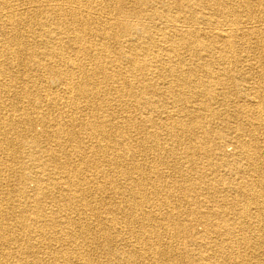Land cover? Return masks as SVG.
<instances>
[{
  "label": "bare ground",
  "instance_id": "6f19581e",
  "mask_svg": "<svg viewBox=\"0 0 264 264\" xmlns=\"http://www.w3.org/2000/svg\"><path fill=\"white\" fill-rule=\"evenodd\" d=\"M247 1L0 0V94L11 95L0 97V168L19 174L17 203L0 204V264H93L98 251L108 264H264V94L250 114L235 101L236 126L212 109L237 82L246 33L264 52V29L242 23ZM17 66L24 81L13 79ZM206 117H226L224 134ZM229 134L227 152L218 141ZM213 154L221 158L209 171L197 165ZM123 196L124 207L105 204Z\"/></svg>",
  "mask_w": 264,
  "mask_h": 264
},
{
  "label": "rangeland",
  "instance_id": "374dc122",
  "mask_svg": "<svg viewBox=\"0 0 264 264\" xmlns=\"http://www.w3.org/2000/svg\"><path fill=\"white\" fill-rule=\"evenodd\" d=\"M109 1V0H108ZM245 1H247V0H245ZM254 3H256V4H254ZM258 5V6H257ZM260 5V6H259ZM29 7V5H26V6H24V8L26 7L27 9H28V7ZM256 6V7H255ZM110 7H112V9L114 8V6H110ZM248 7V8H247ZM252 7H253V9H252ZM259 7V8H258ZM264 0H248L247 1V5H245V8H243V10H242V14H241V20H242V23H243V25L245 26V27H248V28H257V29H264ZM247 11H246V10ZM249 9V10H248ZM260 12V13H259ZM259 15V16H258ZM255 18H254V17ZM261 16V17H260ZM259 17H260V19H259ZM221 19V18H220ZM251 19H253V20H251ZM260 20V21H259ZM262 24V25H261ZM255 25V26H254ZM203 27H205L204 25H203ZM247 34H249V33H246V35H245V37H244V39H243V41H242V46H241V55H242V57H243V62H242V64H241V66H239V67H237V69L235 70V74L238 76L237 78V82H235L234 80H232V81H229V84H228V88H227V93L229 92V98H223V97H220L217 101H214V104H212V109L215 107V109L218 111V112H223V113H225L226 112V114L224 115V116H227V118L229 119V124L228 125H230V127H232V126H236V121L233 119V118H230V117H232L233 116V114H234V112H235V109H236V107H235V101L236 100H239V98H240V96H241V100H242V102H240V104L243 106V110H242V112L243 113H245V114H250L251 113V106L248 104L249 103V101H254V100H256V101H259L260 99L258 98V96L260 95L257 91H258V89L261 91V92H263V94H264V75H262V74H264L263 72H264V52L263 51H261L260 49H256L257 47H255L256 45H257V43H258V38H255V35H247ZM251 38V39H250ZM92 40L93 41H95V39H94V37H92ZM245 40H246V42H245ZM250 40H251V43H250ZM256 43V44H255ZM259 44V43H258ZM64 46H66L65 48H66V50L67 51H69V50H71V46L72 45H70L69 44V42H64V44H63ZM251 45V46H250ZM247 47V48H246ZM252 47V48H251ZM246 48V49H245ZM254 48V49H253ZM253 49V50H252ZM255 50V51H254ZM185 50H182V52H184ZM72 52H68V54H71ZM252 53V54H251ZM184 54L186 55V52H184ZM247 55V56H246ZM260 55V56H259ZM260 59V60H259ZM191 61V60H190ZM261 61H262V63H261ZM260 64V65H259ZM257 67H259V68H257ZM260 67H261V70H260ZM235 69V68H234ZM234 69H233V71H234ZM22 71L21 73H16L15 71ZM24 70H23V68H19L18 66L16 67V68H11L10 69V72H12L13 74H14V78L13 79H15L16 80V82H19V81H24L27 77H29V75L28 74H26V73H24L23 72ZM247 74V75H246ZM258 74H260V76H258ZM262 75V76H261ZM258 77H259V80L260 81H258ZM20 78V79H19ZM254 79V80H253ZM261 80H263V83L261 82ZM256 81H257V83H256ZM255 83L256 84H259V87L257 86V85H255ZM262 83V84H261ZM238 85V86H237ZM234 86H237V87H240L241 88V92H240V94H239V97H237V95L234 93V90H235V88H234ZM263 86V87H262ZM249 90H248V89ZM253 88V89H252ZM232 91H231V90ZM252 89V90H251ZM254 92V93H253ZM260 92V93H261ZM231 93V94H230ZM45 95V94H44ZM44 95H43V92H42V97L40 96V99H43L42 100V103H41V107L39 108V109H45V111H47V108H49V106H48V102H47V100H44L45 98H44ZM249 97H248V96ZM251 95V96H250ZM246 96H247V98H246ZM0 97L2 98V100H3V102L4 103H6V104H9L10 103V97H11V95L10 94H8V93H1L0 94ZM245 97V98H244ZM15 98V97H14ZM13 98V99H14ZM225 99V100H224ZM246 99V100H245ZM224 101V102H223ZM161 104V103H160ZM16 105H20V102L18 103L17 101H16ZM46 105V106H45ZM162 105V104H161ZM45 107V108H44ZM166 108V107H165ZM164 108V109H165ZM51 109V108H50ZM49 109V110H50ZM9 110H11L8 106H7V111H9ZM58 112H60V109H59V107H57V109H56ZM200 111V113L203 115V116H207L208 114H206L207 112L206 111H201V110H199ZM55 111L53 110V113H54ZM131 114H134L135 116H140L141 117V115H138V113L136 114V112H134L133 111V113H131ZM246 117V116H245ZM224 118H226V117H223V119L222 118H212V117H206V119H205V124H206V126H209V127H211V128H213L217 133H223L224 134V130L223 131H221L220 129H223V127H224ZM211 125V126H210ZM214 125V126H213ZM38 131H41L42 130V128L39 126V125H37L36 127H35ZM199 134V135H198ZM200 134H202V132H198L197 133V135H198V138L194 141V142H192V145L193 146H195L194 148H199V147H201V144H202V142H200V141H202V135H200ZM233 136V134H229L228 136H227V138L225 139V140H223V141H218V142H220V144L221 145H223L224 146V148H226V151L227 152H229V151H231V149H232V146L230 145L231 144V142H230V139H231V137ZM169 143H171L170 141H168ZM230 142V143H229ZM217 143V141H214L212 144H216ZM204 145H206V144H204ZM208 145H211L210 143L208 144ZM203 146V145H202ZM25 151V150H24ZM117 152H118V150L116 151V154H117ZM88 153H90V152H87V154ZM28 156H29V154L28 155H25L24 156V158H23V160L26 162V163H30L29 162V158H28ZM213 156H215V157H213ZM213 156L211 155L210 157H207V156H198L197 157V159H196V162H197V165H199L203 170H206V171H209V169H207V167H209V165L211 164V165H213V164H216L219 160H220V158H221V156H217V154H213ZM5 157V158H4ZM7 157H8V155L6 154V153H2V154H0V161L1 162H6L7 161ZM4 159V160H3ZM19 160H21V158H18ZM154 159V157H153V155H150V157H149V160H153ZM212 159H214V160H212ZM147 160V159H146ZM180 161H181V166H182V168L185 170V172H186V175H188V176H190V177H192V176H194L195 175V171H192L191 173L189 172V169H190V167L192 166V162H191V160H187L186 158H184V159H180ZM185 162V164L183 163V162ZM162 167V166H161ZM163 169H162V171L164 172V174H165V176H166V179L167 180H169V181H175V182H177L178 184H182L183 183V181H181L182 180V175L181 174H179L176 170H174L173 168H171L169 165L167 166V165H163V167H162ZM167 168V169H166ZM172 169V170H171ZM38 170V167L37 168H35L34 169V171H37ZM166 172V173H165ZM221 173V172H220ZM173 174V175H172ZM0 175L2 176V177H4L6 180H5V183H3L2 185L0 184V193H2V195H5V196H3L4 198H5V200L4 201H2L0 204L2 205L3 204V206L4 207H6V206H8V205H10V204H15V203H17V201H16V199H17V197L19 196V192H17V189H16V187L18 186L16 183L17 182H19V174H17V173H14L13 174V172H11V170H8V169H4V168H0ZM5 175V176H4ZM18 176V177H17ZM174 177V178H172V177ZM214 176V175H213ZM210 177H212V175L210 176ZM181 179V180H180ZM18 180V181H17ZM179 180H180V182H179ZM116 181H117V178H116ZM119 181V180H118ZM182 182V183H181ZM7 183V184H6ZM6 185V186H5ZM30 185H32V184H30ZM7 188V189H6ZM11 190H12V192H11ZM55 192V193H54ZM58 192V193H57ZM49 193V194H48ZM60 193V194H59ZM12 194V195H11ZM7 195H9V197L7 196ZM17 195V196H16ZM50 195V196H49ZM60 195V196H59ZM61 195H62V193L58 190V189H50L48 192H47V196L48 197H52V196H54V197H56V198H58V196L59 197H61ZM89 195V198H94L95 196H99V194H96V192H95V190L93 189V191H91V193H89L88 194ZM181 195V194H180ZM14 196V197H13ZM12 199H15V201H12ZM45 202H44V204L46 203V206L45 207H47L48 209H49V207L51 206L52 207V209L54 208L55 209V207L57 206L56 204H54L55 206H52L53 205V203L50 201V200H48L47 201V197H46V200H44ZM47 201V202H46ZM151 201L152 202H154V201H156V198H155V196L154 195H151ZM81 202V203H80ZM119 202V203H118ZM58 203H61V202H58ZM57 203V204H58ZM84 202H82V201H77V202H75V204H77V205H82ZM108 204V203H112L113 205H117V206H119L120 207V204L124 207L126 204V199L124 198V196L120 199H116L115 200V202L114 201H112V202H109V201H107V202H105V204ZM47 205H49V206H47ZM190 205V204H189ZM188 204H187V206L185 205V207L186 208H190V207H194V206H189ZM50 210H51V208H50ZM161 211H163V210H161ZM121 216L124 218V219H119V222H122V221H124L125 220V217H127V215H126V213L124 212L123 214H121ZM10 218V219H9ZM12 221H14V219L12 218V217H7V219H6V222L9 224V225H13V224H15L16 222L14 221V222H12ZM264 224V223H263ZM198 229H203L201 226H199L198 227ZM201 231H203V230H201ZM262 233V235H264V231H262L261 232ZM13 234H17L16 232L15 233H13ZM60 234H63V233H60ZM167 234V233H166ZM164 235L163 234V236H165L164 238H165V240L166 241H168V242H172V245H173V247H174V249L175 248H177L176 247V245H177V241L175 240V239H173V237L171 236V235ZM12 235V234H11ZM113 235H114V233H113ZM115 236V235H114ZM124 236H127V235H124ZM128 237V236H127ZM116 239H117V246H118V244L119 245H122L123 246V241H121V240H123L122 239V236H117L116 237ZM119 241V242H118ZM33 242L34 243H37V242H35V240H33ZM20 243V242H19ZM22 244V243H21ZM17 245H19V244H17ZM121 246V247H122ZM12 247H14V246H12ZM124 247V246H123ZM122 247V248H123ZM116 248V247H115ZM14 249H15V247H14ZM45 249V250H44ZM50 248L49 247H46V246H44V247H38V249H37V251L39 252L38 253V255H40V256H43L44 254V257L47 255L48 256V253L50 252ZM8 251H10V249H8V250H4V253L5 252H8ZM45 251V252H44ZM240 251H241V253H243L244 254V248H241L240 249ZM15 252V251H14ZM178 253H180V250L178 251ZM27 257V261H29V262H31L32 260H33V257H31V256H26ZM15 258H17V257H15ZM90 258H91V260L93 261V264H108V262H107V258H106V256H105V254L104 253H101V251H98V253L97 252H95L94 254H93V256H90ZM4 259V255H1L0 254V261H2ZM104 259V260H103ZM137 260V259H136Z\"/></svg>",
  "mask_w": 264,
  "mask_h": 264
}]
</instances>
